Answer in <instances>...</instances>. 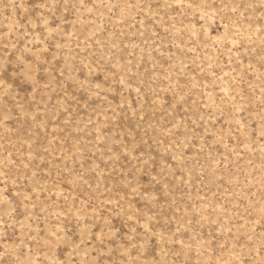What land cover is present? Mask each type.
Instances as JSON below:
<instances>
[{
    "label": "rangeland",
    "instance_id": "1",
    "mask_svg": "<svg viewBox=\"0 0 264 264\" xmlns=\"http://www.w3.org/2000/svg\"><path fill=\"white\" fill-rule=\"evenodd\" d=\"M0 264H264V0H0Z\"/></svg>",
    "mask_w": 264,
    "mask_h": 264
}]
</instances>
